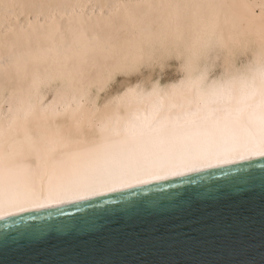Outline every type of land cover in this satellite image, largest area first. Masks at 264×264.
I'll return each instance as SVG.
<instances>
[{
  "label": "snow or ice",
  "instance_id": "1",
  "mask_svg": "<svg viewBox=\"0 0 264 264\" xmlns=\"http://www.w3.org/2000/svg\"><path fill=\"white\" fill-rule=\"evenodd\" d=\"M36 7L24 0H0L4 37L28 54L42 40L55 43L53 32L43 31L47 19L41 23L38 12L33 19ZM100 7L102 16L95 22L69 19L65 25L63 17L59 22L52 18L65 52L80 47L74 56H64L58 75L65 86L54 89L50 99L38 94L50 79L47 68L41 74L40 58L17 62L25 79L31 65L32 80L27 87L17 81L10 93L9 112L12 102L17 107L8 136L20 128L25 139L10 145L7 165L0 154V220L16 217L0 232V254L10 244L38 248L54 241L92 239L111 247L122 241L110 231L113 225L205 206H226L233 235L242 238L248 201L256 192L250 166L220 180L214 174L199 182L190 179L182 190L156 194L149 189V195H126L125 190L264 158V31L258 47L232 33L225 37L213 4L192 5L198 11L191 18L177 15L171 24L147 27L136 26L132 16H103L107 6ZM169 66L179 80L162 87L156 70L163 73ZM33 120L39 129L35 136L27 132ZM4 134L0 125V141ZM33 153L37 170L13 163ZM259 184L264 222V169ZM114 193L119 194L114 206L96 200ZM63 205L76 214L61 219L67 212ZM48 209L55 211H42ZM261 237L264 242V227Z\"/></svg>",
  "mask_w": 264,
  "mask_h": 264
},
{
  "label": "water",
  "instance_id": "2",
  "mask_svg": "<svg viewBox=\"0 0 264 264\" xmlns=\"http://www.w3.org/2000/svg\"><path fill=\"white\" fill-rule=\"evenodd\" d=\"M249 166L256 177V192L248 201L246 227L240 239L233 235L231 212L226 206H205L188 213L169 212L158 217H145L132 224L113 225L110 231L119 233L122 241L111 247L95 243L92 239L80 244L54 241L38 248L10 244L8 250L0 254V264H67L70 261L102 259L111 260L113 264H261L264 260V242L261 237L264 222L261 217L259 177L261 169H264V158L144 185L138 189L125 190V194L139 191L149 195V189L156 194L182 190L190 179L199 182L200 178L207 179L209 174H214L212 178L220 180L227 173L235 174L237 168ZM192 187L196 188L197 183H193ZM117 195L110 194L96 200L106 199L114 206ZM65 208L67 212L61 214V219L76 214L72 206ZM42 211L46 214L55 209ZM12 219L16 217L0 220V232L8 230L4 225Z\"/></svg>",
  "mask_w": 264,
  "mask_h": 264
},
{
  "label": "bare ground",
  "instance_id": "3",
  "mask_svg": "<svg viewBox=\"0 0 264 264\" xmlns=\"http://www.w3.org/2000/svg\"><path fill=\"white\" fill-rule=\"evenodd\" d=\"M5 2H12V0H5ZM24 2L37 5L35 9L31 10L33 12V19H36L35 14L37 12L40 14L41 23H44L45 19H47L48 23L45 24L43 31L45 33L52 31L55 43L53 44L51 39L42 40L39 48L34 46L31 53L28 54L23 52V50L17 49L10 38L6 39L4 37V27L0 25V125H3L5 130L4 138L0 141V154L4 155L5 165L9 162L8 153L12 150L10 145H13L16 139H25L24 129L18 128L11 138H9L7 132L9 123L16 115L17 107L15 102H12V112H9L10 93L17 81L23 82L24 86L27 87L32 80L31 65L25 79L24 72L22 70L17 71L18 60L22 63L23 59L39 57L41 74L43 75L45 68L48 69L50 79L42 83L38 89L39 96L47 100L51 98L54 89L65 86L58 75L64 56H74L76 48L80 47V45H77L73 52H65L60 34L55 32V24L52 21L53 17H55L56 22H59L61 17H63L65 25L69 19L91 18L95 22L102 16L100 5L103 4L107 6L103 9V16H107L109 12L122 19L126 16H132L135 18L136 26L142 24L147 27L150 24L153 26L157 24H171L177 15L191 18L192 14L198 11L191 7L192 5L213 4L218 6L213 11L219 16L225 37L229 33H232L241 42H252L254 47H258L260 33L264 31V0H24ZM137 5L140 7H137ZM116 6L120 7L117 8ZM176 6H179V8ZM205 11L207 10L205 9ZM133 27L132 23L128 24V31L130 33L133 31ZM82 43L88 45L90 48L93 42L84 41ZM49 49L51 50L49 51ZM88 55H91V53L89 52ZM172 64H175V61ZM169 67H166L164 72ZM164 72L161 73L159 69L156 70V76L160 79L162 87L179 80V74L175 67H173L170 75L162 79L161 76H164ZM133 83H135V79H133ZM37 109L39 115L40 105L38 102ZM38 131L37 121L33 120L29 123L27 132L35 136L38 134ZM257 158L261 157H253L250 160ZM13 163L17 165L27 164L30 166V170H37L36 153H33L31 158L17 156ZM40 163L42 164L43 162L41 161ZM65 206L69 205H63L62 207Z\"/></svg>",
  "mask_w": 264,
  "mask_h": 264
},
{
  "label": "rangeland",
  "instance_id": "4",
  "mask_svg": "<svg viewBox=\"0 0 264 264\" xmlns=\"http://www.w3.org/2000/svg\"><path fill=\"white\" fill-rule=\"evenodd\" d=\"M172 71H173V67L167 68V70L164 72V76L162 75L161 78L162 79L166 78V76L170 75V72H172Z\"/></svg>",
  "mask_w": 264,
  "mask_h": 264
}]
</instances>
